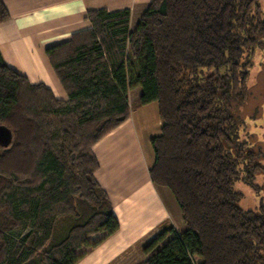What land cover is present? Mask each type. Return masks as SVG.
Segmentation results:
<instances>
[{"label": "trees", "instance_id": "obj_1", "mask_svg": "<svg viewBox=\"0 0 264 264\" xmlns=\"http://www.w3.org/2000/svg\"><path fill=\"white\" fill-rule=\"evenodd\" d=\"M8 20L0 0V23ZM86 20L90 30L45 50L66 102L0 55V125L13 135L0 149V264H77L118 232L91 150L128 119L136 88L161 122L150 180L172 193L185 225L161 226L139 264H264V210H243L234 190L263 171L260 153L240 141L236 108L264 53V6L153 0L133 30L129 10Z\"/></svg>", "mask_w": 264, "mask_h": 264}, {"label": "crops", "instance_id": "obj_2", "mask_svg": "<svg viewBox=\"0 0 264 264\" xmlns=\"http://www.w3.org/2000/svg\"><path fill=\"white\" fill-rule=\"evenodd\" d=\"M9 20L0 23V55L5 65L32 86L42 85L54 99L67 101L45 50L91 29L89 11H130L133 30L153 0H1ZM141 90L128 93L129 117L92 147L98 169L94 179L110 201L119 230L85 252L77 264H136L161 226L181 232L185 225L172 193L153 185L151 140L160 134L158 106L138 105ZM101 235L89 238L96 241Z\"/></svg>", "mask_w": 264, "mask_h": 264}, {"label": "rangeland", "instance_id": "obj_3", "mask_svg": "<svg viewBox=\"0 0 264 264\" xmlns=\"http://www.w3.org/2000/svg\"><path fill=\"white\" fill-rule=\"evenodd\" d=\"M263 3L264 0H259L260 6L263 7ZM252 63L248 70L246 101L237 105L236 109L241 120L240 141L246 142L253 152L260 153L257 163L263 171L256 175L251 186L238 180L234 184V190L242 195L239 206L243 210L257 212L264 210V53H256Z\"/></svg>", "mask_w": 264, "mask_h": 264}, {"label": "water", "instance_id": "obj_4", "mask_svg": "<svg viewBox=\"0 0 264 264\" xmlns=\"http://www.w3.org/2000/svg\"><path fill=\"white\" fill-rule=\"evenodd\" d=\"M13 135L9 128L0 125V149H7L12 144Z\"/></svg>", "mask_w": 264, "mask_h": 264}]
</instances>
